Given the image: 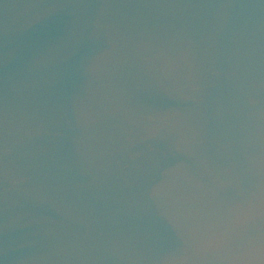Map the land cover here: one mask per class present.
<instances>
[{"label": "clouds", "instance_id": "obj_1", "mask_svg": "<svg viewBox=\"0 0 264 264\" xmlns=\"http://www.w3.org/2000/svg\"><path fill=\"white\" fill-rule=\"evenodd\" d=\"M0 264H264V0H0Z\"/></svg>", "mask_w": 264, "mask_h": 264}]
</instances>
